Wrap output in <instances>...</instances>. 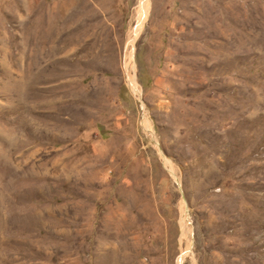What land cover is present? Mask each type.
Wrapping results in <instances>:
<instances>
[{"label": "rangeland", "instance_id": "1", "mask_svg": "<svg viewBox=\"0 0 264 264\" xmlns=\"http://www.w3.org/2000/svg\"><path fill=\"white\" fill-rule=\"evenodd\" d=\"M0 264H264V0H0Z\"/></svg>", "mask_w": 264, "mask_h": 264}, {"label": "bare ground", "instance_id": "2", "mask_svg": "<svg viewBox=\"0 0 264 264\" xmlns=\"http://www.w3.org/2000/svg\"><path fill=\"white\" fill-rule=\"evenodd\" d=\"M140 23H141V22H140ZM137 28H138V27L136 26L135 31H134V33H133V35H132V38L135 36V34H136V32H137ZM132 38H131V39H132Z\"/></svg>", "mask_w": 264, "mask_h": 264}]
</instances>
